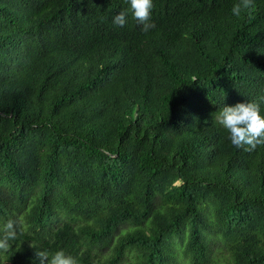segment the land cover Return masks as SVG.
Masks as SVG:
<instances>
[{
  "label": "trees",
  "instance_id": "obj_1",
  "mask_svg": "<svg viewBox=\"0 0 264 264\" xmlns=\"http://www.w3.org/2000/svg\"><path fill=\"white\" fill-rule=\"evenodd\" d=\"M235 2L154 0L145 33L127 0H0V261L264 264V144L213 119L264 111V0Z\"/></svg>",
  "mask_w": 264,
  "mask_h": 264
},
{
  "label": "clouds",
  "instance_id": "obj_2",
  "mask_svg": "<svg viewBox=\"0 0 264 264\" xmlns=\"http://www.w3.org/2000/svg\"><path fill=\"white\" fill-rule=\"evenodd\" d=\"M128 12H121L113 18L112 23L124 27L127 16L141 26V31L147 33L155 28L152 22L154 0H127ZM254 0H236L231 8V15L240 18L242 15L251 16ZM213 119L228 133V139L237 149H254L264 144V111L254 102L238 103L234 106L225 105L214 115ZM8 239L15 238V229L12 222L5 226ZM41 264H77L74 257L67 255L63 250L54 253H40Z\"/></svg>",
  "mask_w": 264,
  "mask_h": 264
},
{
  "label": "rangeland",
  "instance_id": "obj_3",
  "mask_svg": "<svg viewBox=\"0 0 264 264\" xmlns=\"http://www.w3.org/2000/svg\"><path fill=\"white\" fill-rule=\"evenodd\" d=\"M215 253L211 256V262L209 264H228L229 263V256L225 249L220 248L219 246H216ZM0 258H2V255L0 253ZM0 264H5L4 260L0 261ZM178 264H188L186 259L182 256H178Z\"/></svg>",
  "mask_w": 264,
  "mask_h": 264
}]
</instances>
